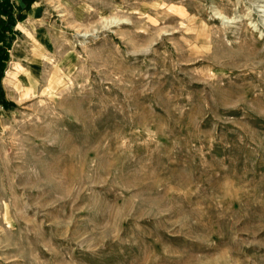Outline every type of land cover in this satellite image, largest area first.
I'll return each instance as SVG.
<instances>
[{"label": "rangeland", "instance_id": "rangeland-1", "mask_svg": "<svg viewBox=\"0 0 264 264\" xmlns=\"http://www.w3.org/2000/svg\"><path fill=\"white\" fill-rule=\"evenodd\" d=\"M20 2L0 264H264V0Z\"/></svg>", "mask_w": 264, "mask_h": 264}, {"label": "trees", "instance_id": "trees-1", "mask_svg": "<svg viewBox=\"0 0 264 264\" xmlns=\"http://www.w3.org/2000/svg\"><path fill=\"white\" fill-rule=\"evenodd\" d=\"M9 7V0L6 1L3 6L1 7V12L3 15H7L10 21L13 20L12 12ZM12 36V30L8 26V24L2 20L0 21V80L2 78L4 69L6 67L7 62L9 61V50H10V42L8 40Z\"/></svg>", "mask_w": 264, "mask_h": 264}, {"label": "bare ground", "instance_id": "bare-ground-1", "mask_svg": "<svg viewBox=\"0 0 264 264\" xmlns=\"http://www.w3.org/2000/svg\"><path fill=\"white\" fill-rule=\"evenodd\" d=\"M31 23L32 22L29 20L27 23L20 25V27L17 30L20 36H22L23 34H27L28 36V27L31 25ZM26 51H27L26 47L23 46L19 48L18 50H16L13 55L12 67L10 69V72L8 73V77L11 82H13L17 78L21 80L22 79L21 75L26 72V70L23 67H21L22 62H24L26 58ZM22 69L24 72H22ZM22 81L28 83V80H22ZM29 82H31V80H29Z\"/></svg>", "mask_w": 264, "mask_h": 264}, {"label": "crops", "instance_id": "crops-1", "mask_svg": "<svg viewBox=\"0 0 264 264\" xmlns=\"http://www.w3.org/2000/svg\"><path fill=\"white\" fill-rule=\"evenodd\" d=\"M25 4H26V0H21V2H20V5H21V7H25ZM34 14L36 13V10H34V12H33ZM28 22V21H27ZM27 22H25V23H27ZM21 24H24V23H21ZM20 24V25H21ZM19 27V26H18ZM18 27L16 28V33H17V29H18ZM18 35V34H17ZM13 62V61H12Z\"/></svg>", "mask_w": 264, "mask_h": 264}, {"label": "built area", "instance_id": "built-area-1", "mask_svg": "<svg viewBox=\"0 0 264 264\" xmlns=\"http://www.w3.org/2000/svg\"><path fill=\"white\" fill-rule=\"evenodd\" d=\"M8 1V0H0V10H1V7L3 6V4Z\"/></svg>", "mask_w": 264, "mask_h": 264}]
</instances>
